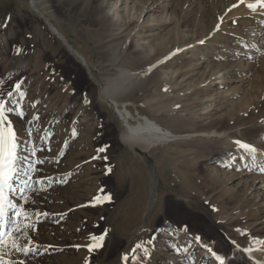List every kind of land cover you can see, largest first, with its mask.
Masks as SVG:
<instances>
[{
    "label": "rangeland",
    "instance_id": "obj_1",
    "mask_svg": "<svg viewBox=\"0 0 264 264\" xmlns=\"http://www.w3.org/2000/svg\"><path fill=\"white\" fill-rule=\"evenodd\" d=\"M32 2L0 1V98L25 113L8 114L21 178L11 199L26 208L27 219L18 222L30 227L20 242L31 241L33 249L25 256L4 248L5 258L12 264H211L219 257L226 264H261L253 255L264 259V189L259 183L249 195L260 172L234 141L255 146L257 154L264 150V42L250 37L264 30V5ZM51 28L85 59L95 83L116 86L113 95L134 116L132 125L147 117L175 135L223 136L162 141L148 155L151 165L123 141L112 109ZM246 47L256 54L246 58ZM9 90L11 98L4 95ZM231 162L232 169L224 168ZM29 165L34 182L25 187ZM152 170L157 194L145 219ZM15 211L9 209L7 227ZM89 245L97 247L89 252ZM206 245L213 254L205 257Z\"/></svg>",
    "mask_w": 264,
    "mask_h": 264
},
{
    "label": "snow or ice",
    "instance_id": "obj_2",
    "mask_svg": "<svg viewBox=\"0 0 264 264\" xmlns=\"http://www.w3.org/2000/svg\"><path fill=\"white\" fill-rule=\"evenodd\" d=\"M264 5V0H256V3H250L247 6L250 9H255L256 7ZM203 43V42H201ZM20 83L15 84V89L19 92L20 99L24 98V93L20 91ZM7 97L11 98L13 92L9 90L6 94ZM16 103V101H12ZM15 112L16 115L20 118L25 116L24 111L17 106V108L8 107V101L0 98V264H12L10 257L6 259L7 253L3 251L4 248H11L16 252L22 253L27 256L33 251L30 246L31 241L28 244H22L20 242L21 236L24 235V229L30 227V225H25L21 227L19 220L23 217L27 219L26 208H22L13 202L11 199L12 194L17 191L16 183L21 182L20 178V169L17 166V161L20 159V156L17 153L18 147V137L16 130L12 124L11 118L8 114ZM38 119V117H36ZM240 149L246 151L249 156L255 160L257 155V149L255 146L242 141H234ZM105 149L101 148L100 151L103 152ZM35 155V152L33 153ZM5 160L8 161L5 164ZM36 163H43V161H37ZM31 165H29V171L24 172L26 179H23L22 183L25 187H31L33 177L30 174ZM261 171H264V166H261ZM36 183H42L43 181H35ZM7 189V194H6ZM37 189H33V192H36ZM106 199H111V195L108 194L105 196ZM99 200V197L97 198ZM27 203V201H26ZM9 209H15V213L12 219L11 227H7L6 216ZM44 215H47L46 213ZM101 241L104 239L103 236L99 238ZM78 247V246H77ZM97 245H89L88 250L92 252L95 250ZM139 248L140 245H137ZM219 259V257H217ZM127 260V257H125ZM87 264V262H86ZM221 264L223 261L221 260Z\"/></svg>",
    "mask_w": 264,
    "mask_h": 264
},
{
    "label": "bare ground",
    "instance_id": "obj_3",
    "mask_svg": "<svg viewBox=\"0 0 264 264\" xmlns=\"http://www.w3.org/2000/svg\"><path fill=\"white\" fill-rule=\"evenodd\" d=\"M29 1H31V3H33L32 2L33 0H29ZM100 6L103 7L102 5H100ZM151 9H153V8H151ZM151 9L148 8L147 10L150 11ZM35 11H37L36 15L40 19H42L45 22L47 21V19L45 18L46 16L43 14L42 11H40L38 9ZM105 13L107 16L110 15L109 10H105ZM262 22L264 23V20H262ZM256 27H258V26H256ZM51 29L52 30H50L49 33L53 37L60 40L61 43L62 42L64 43V45H65V47H67L68 51H71L72 58L75 60L74 57H77L78 60H75V61L78 62L85 69L88 78L93 82L96 90L98 91L97 92L98 98L102 102L106 103L110 107V109H112L114 116L120 122V124L122 125V127L125 131V134L123 136H121V138L123 139V141L125 143H127L130 146V148L132 150H134V148H138L142 152H145L146 154L149 155L150 152L153 151L157 147L158 143H160L162 141L170 142V141H174V140L178 139L179 137H181V138L182 137H217V138H220L223 136L222 134H214V133H211V134L200 133V134H190V135H175L172 132L161 127L158 123L151 121L147 117H141L139 119V121L137 122V124L132 125L130 123V120L132 121V119H134V116L129 111H127L126 108L124 110L120 109L118 107L117 101L113 95L114 91L116 90V86L114 84H112L108 87H103L101 84L99 85V84L95 83V81L89 76V74L85 68V66H87L85 59L81 55H79L75 50H73L72 47L69 46L66 39L60 33H58L54 28H51ZM255 31L256 32L253 33L252 36L250 35L252 40H253V38L257 40V38H259L257 36H260V38L258 40L259 41L261 40L262 42H264V30H262L258 27L257 29H255ZM257 47H260V45L257 44ZM246 48L247 49L244 50V52H242L246 56V58H248L250 55L253 56L254 54H256L255 51H257V50L254 49L251 51L248 47H246ZM263 48H264V45L261 46V49H263ZM124 76L129 78L132 75L129 73H126V74H124ZM222 83H223L222 80H220V82H218L217 84H222ZM258 154L256 155L255 160L250 159L252 170H254V171L259 170L260 175L257 176L258 178H254L251 193H249V195H252V191L255 190V187L259 183H260V186H258L257 189L258 190L264 189V171H261L259 169L262 166L261 163L264 162V150L259 151ZM242 162L243 161H241V163ZM238 163L235 162L234 163L235 166L242 168V166L240 165L241 163L240 164H238ZM224 168L232 169L233 168V162H231V165H224ZM254 171H252V173ZM150 179H151L152 188H151V196H150L151 199H150L149 203H150V207H151V204L153 203L155 196L157 194L156 183L154 181L152 172H151V178ZM258 198H260V197H258ZM258 198L256 197V199H258ZM204 200H206V199H204ZM259 200H261V199H259ZM260 207H264V204L260 205ZM9 219L10 218H9V211H8L7 216H6L7 224L9 222ZM242 252L246 253L245 251H242ZM208 253H209V255H212L213 250H211L209 245H206L203 247V251L201 252V255L204 254V256L206 257L208 255ZM249 255L252 257L253 254H249ZM253 258L259 259L260 260L259 262L261 264L264 263V259L262 257H257V255H253ZM221 260H222L221 258H219V259L216 258L215 261L211 262V264H221ZM223 264H226L225 261H223Z\"/></svg>",
    "mask_w": 264,
    "mask_h": 264
},
{
    "label": "water",
    "instance_id": "obj_4",
    "mask_svg": "<svg viewBox=\"0 0 264 264\" xmlns=\"http://www.w3.org/2000/svg\"><path fill=\"white\" fill-rule=\"evenodd\" d=\"M33 11L35 12V14L37 13V11H35L34 9H33ZM47 28H49L48 25H47ZM62 44L64 45L63 42H62ZM64 46H65V45H64ZM66 49H67V47H66ZM67 52H69V53H70V56H71V51H68V49H67ZM71 57H72V56H71ZM74 58H75V60H78L77 57H74ZM85 68H86V70H87L89 76H90V77L96 82V80L92 77L89 68H88L87 66H85ZM97 84H98V83H97ZM134 152H136V153L139 154L141 157H143V158H144L147 162H149L151 165L153 164L151 158H150V157L148 156V154H146L145 152H142V151L139 150L138 148H134ZM151 172H152V174H153V178H154L155 183H157V180H156V177H155V171L152 170ZM149 210H150V203L148 204V209H147V212H146V214H145V219H146V217H147V215H148V211H149ZM143 225H144V222H143ZM143 225H142V226H143ZM142 226H140V227H138L136 230H134L133 233H132L131 235H133L136 231H138L139 229H141Z\"/></svg>",
    "mask_w": 264,
    "mask_h": 264
},
{
    "label": "crops",
    "instance_id": "obj_5",
    "mask_svg": "<svg viewBox=\"0 0 264 264\" xmlns=\"http://www.w3.org/2000/svg\"><path fill=\"white\" fill-rule=\"evenodd\" d=\"M1 1V0H0ZM0 7H2L1 5H0ZM2 9V8H1Z\"/></svg>",
    "mask_w": 264,
    "mask_h": 264
}]
</instances>
